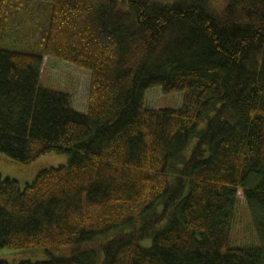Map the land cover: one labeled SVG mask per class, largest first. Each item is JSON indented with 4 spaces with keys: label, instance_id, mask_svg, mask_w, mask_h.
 Instances as JSON below:
<instances>
[{
    "label": "trees",
    "instance_id": "trees-1",
    "mask_svg": "<svg viewBox=\"0 0 264 264\" xmlns=\"http://www.w3.org/2000/svg\"><path fill=\"white\" fill-rule=\"evenodd\" d=\"M45 58L90 72L86 115ZM0 154L69 158L0 174V251L49 256L0 264H264V0H0ZM239 192L258 247L231 246Z\"/></svg>",
    "mask_w": 264,
    "mask_h": 264
},
{
    "label": "rangeland",
    "instance_id": "rangeland-1",
    "mask_svg": "<svg viewBox=\"0 0 264 264\" xmlns=\"http://www.w3.org/2000/svg\"><path fill=\"white\" fill-rule=\"evenodd\" d=\"M34 38L29 36L25 40L26 42L18 43V47H23L18 50L37 51V44ZM9 47L12 49L13 45ZM90 83L91 74L89 71L68 63L45 58L41 77L42 86L56 92L70 94L73 99L74 109L82 115H86L88 112ZM183 99V93L164 95L161 88H153L146 94L145 108L155 110L178 109L182 106ZM68 161L69 158L67 156L50 154L31 165L23 166L17 162L9 161L7 157L0 154V174L4 179L10 178L17 181L20 187L24 188L27 184L32 183L40 172L65 166ZM238 201L232 225L231 246L234 248L258 247L260 244L242 192L238 194ZM56 255L59 256L57 253ZM47 259H49V256L40 253L35 255L33 252L6 249L0 251V261L18 263L23 260L37 261Z\"/></svg>",
    "mask_w": 264,
    "mask_h": 264
}]
</instances>
